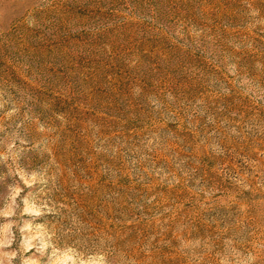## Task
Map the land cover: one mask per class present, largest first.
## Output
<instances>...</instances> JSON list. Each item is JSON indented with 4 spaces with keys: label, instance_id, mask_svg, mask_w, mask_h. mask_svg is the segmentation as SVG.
Instances as JSON below:
<instances>
[{
    "label": "rangeland",
    "instance_id": "374dc122",
    "mask_svg": "<svg viewBox=\"0 0 264 264\" xmlns=\"http://www.w3.org/2000/svg\"><path fill=\"white\" fill-rule=\"evenodd\" d=\"M0 264H264V0H0Z\"/></svg>",
    "mask_w": 264,
    "mask_h": 264
}]
</instances>
